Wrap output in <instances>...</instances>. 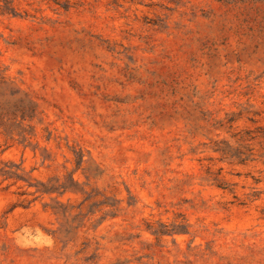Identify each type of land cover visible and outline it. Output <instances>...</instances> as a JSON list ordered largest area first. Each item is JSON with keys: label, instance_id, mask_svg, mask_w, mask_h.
Listing matches in <instances>:
<instances>
[{"label": "rangeland", "instance_id": "rangeland-1", "mask_svg": "<svg viewBox=\"0 0 264 264\" xmlns=\"http://www.w3.org/2000/svg\"><path fill=\"white\" fill-rule=\"evenodd\" d=\"M0 264H264V0H0Z\"/></svg>", "mask_w": 264, "mask_h": 264}]
</instances>
